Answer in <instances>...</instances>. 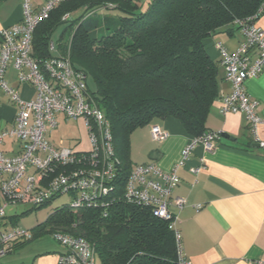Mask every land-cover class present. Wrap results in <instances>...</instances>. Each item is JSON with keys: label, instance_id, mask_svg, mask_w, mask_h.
I'll return each mask as SVG.
<instances>
[{"label": "trees", "instance_id": "trees-1", "mask_svg": "<svg viewBox=\"0 0 264 264\" xmlns=\"http://www.w3.org/2000/svg\"><path fill=\"white\" fill-rule=\"evenodd\" d=\"M262 1L72 0L35 28L32 56L43 62L53 56L52 35L65 26L59 38L67 43L59 45L60 55L67 53L72 67L91 78L94 91L87 85L88 91L110 124L119 162L115 201L79 211L57 208L45 222L52 235L86 241L95 264H176L168 222L123 199L131 170L129 137L167 117L192 137L206 132L223 70L209 58L204 42L229 26L238 31L234 22L253 16ZM105 10L114 14L101 15ZM66 14L70 18L63 21Z\"/></svg>", "mask_w": 264, "mask_h": 264}, {"label": "built area", "instance_id": "built-area-1", "mask_svg": "<svg viewBox=\"0 0 264 264\" xmlns=\"http://www.w3.org/2000/svg\"><path fill=\"white\" fill-rule=\"evenodd\" d=\"M68 1L72 0H44L34 7L31 0H23L21 20L0 29V93L17 110L12 126L0 132V146L10 139L19 147L11 156L0 149V259L30 238L29 231L17 222L9 227L8 209L19 205L42 207L62 195L70 196L68 208L72 211L108 206L116 199L114 180L119 162L114 155L110 124L88 91L86 76L72 67L68 56H51L43 62L32 56L35 28L59 4ZM263 14L264 0L253 16L234 22L243 36L235 50L215 45L223 81L230 86L229 93L217 99L218 112L244 116L252 141L261 147L264 143L257 130L263 121L256 111L258 102L247 95L244 84L264 69V31L256 25ZM69 18L66 14L62 20ZM55 50L51 42L49 52ZM9 67L15 71L20 85L33 87V99L23 100L7 84L5 74ZM58 116L83 122L90 141L88 150L58 148L49 141L50 133L57 128ZM150 135L156 142L169 136L156 125L150 127ZM218 139L214 132L192 137L182 151L181 163L198 146L212 152ZM176 170L177 165L168 171L155 164L134 166L122 195L125 202L148 208L152 216L168 222L174 236L176 264H190L176 228L178 213L186 205L185 199L172 196L179 183ZM191 171L197 174L200 169ZM52 237L63 249L56 264H95L93 249L83 239L60 232Z\"/></svg>", "mask_w": 264, "mask_h": 264}, {"label": "crops", "instance_id": "crops-1", "mask_svg": "<svg viewBox=\"0 0 264 264\" xmlns=\"http://www.w3.org/2000/svg\"><path fill=\"white\" fill-rule=\"evenodd\" d=\"M22 1L6 0L2 3L0 29L21 20ZM43 2L31 0L34 7ZM256 25L264 31V14L256 20ZM242 42L243 36L229 26L216 32L204 44L209 58L218 62L216 44L233 51ZM221 75L219 95L228 94L230 86L223 81V73ZM5 80L23 100L33 99V87L20 85L13 68L7 69ZM244 87L247 95L258 102L256 111L263 124L257 132L259 140L264 143V69L256 78L248 79ZM16 112V106L0 93V132L12 126ZM58 119L63 118L58 116ZM154 125L168 133L165 141L152 140L150 127ZM205 130L219 135L215 149L207 152L198 146L181 163L182 151L192 136L176 119H158L138 128L129 137L130 166L155 164L168 171L177 165L179 183L172 196L185 199L186 205L178 213L176 228L181 235L185 258L190 264H264V147L252 141L244 116L238 113L219 114L217 100L207 115ZM220 134H226L230 139H223ZM49 141L52 143L51 139ZM81 146L80 140H77L67 148L87 150L81 149ZM0 149L11 156L18 152L19 147L6 139ZM192 169L200 171L194 174ZM24 245L22 242L16 245L11 254L24 251ZM62 251L61 247L32 258L25 256L17 263L56 264ZM5 259L6 256L1 258L0 264H5L2 263Z\"/></svg>", "mask_w": 264, "mask_h": 264}, {"label": "rangeland", "instance_id": "rangeland-1", "mask_svg": "<svg viewBox=\"0 0 264 264\" xmlns=\"http://www.w3.org/2000/svg\"><path fill=\"white\" fill-rule=\"evenodd\" d=\"M100 14L108 16L114 14V12L112 10H105L101 11ZM64 28L65 26H61L52 35L51 41L56 48L55 52L51 53L53 56L60 55L59 45L67 43L66 40H60L59 38ZM63 56L68 55L65 53ZM87 85L91 91H94L91 78L87 79ZM57 123L58 127L49 135V139H51L53 144L61 146L60 148H67L76 143L77 140H80V144H82L81 149L88 150L90 148L88 132L81 120L74 121L63 118L58 119ZM70 200L69 195H62L42 207L34 208L29 205H19L14 209H8L6 214L8 216L7 221H9V227L11 228L17 222L29 231L30 238L21 241L22 245L25 244L24 251L7 255L2 263L18 264L17 262L25 256L32 258L36 254L51 253L61 248L60 244L53 239L52 234L49 232L51 228L50 224L45 222L57 208L69 205ZM39 225L41 226L40 229L37 228Z\"/></svg>", "mask_w": 264, "mask_h": 264}, {"label": "water", "instance_id": "water-1", "mask_svg": "<svg viewBox=\"0 0 264 264\" xmlns=\"http://www.w3.org/2000/svg\"><path fill=\"white\" fill-rule=\"evenodd\" d=\"M220 137L223 139H230L229 136L226 134H220Z\"/></svg>", "mask_w": 264, "mask_h": 264}]
</instances>
